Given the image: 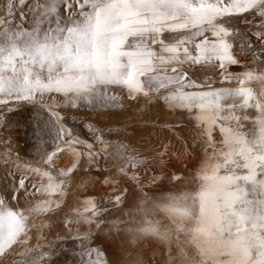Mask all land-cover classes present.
<instances>
[{
    "label": "snow or ice",
    "instance_id": "1",
    "mask_svg": "<svg viewBox=\"0 0 264 264\" xmlns=\"http://www.w3.org/2000/svg\"><path fill=\"white\" fill-rule=\"evenodd\" d=\"M21 103L51 150L4 140L0 264H264V0H0V127ZM173 156L193 187L152 195Z\"/></svg>",
    "mask_w": 264,
    "mask_h": 264
},
{
    "label": "rangeland",
    "instance_id": "2",
    "mask_svg": "<svg viewBox=\"0 0 264 264\" xmlns=\"http://www.w3.org/2000/svg\"><path fill=\"white\" fill-rule=\"evenodd\" d=\"M255 39V38H253ZM232 71H238L239 69L235 66L232 67ZM217 86H219V80L216 81ZM126 102V101H125ZM3 105H0V111H3ZM62 115L67 117V124L75 128V130L80 133L82 136L90 138L87 134V130L84 123H81L80 119H76L75 121L72 118V113L67 112L66 110H60ZM10 117V125H5L0 127V153L4 152V140H8L11 150L13 153H19L22 160H35L36 162H41L42 155L45 154L46 151H50L51 148L46 146L45 144L39 143L35 141L34 138V128H35V118L33 116V106L29 104L21 103L12 109L11 113H7ZM78 117H86L87 121L95 122L96 116L92 113L87 112V110L82 109L78 113ZM14 122V124H12ZM100 127L107 128L109 124H101ZM122 135V134H121ZM106 138L111 140H116L121 137H118L114 132H107ZM54 147V145H52ZM172 164L169 168V173L175 172L178 179L171 180L169 177H166L160 183V191L151 193L154 196H161L164 193L172 192L178 193L183 190H190L193 187L192 182V162L191 158H187L185 162L178 161L174 156L171 157ZM62 166L58 163V167ZM103 167V164H102ZM151 174V173H149ZM179 177H183L180 179ZM18 179V177H17ZM13 178L11 176H7L5 174V169L0 166V188H4L7 185L12 183ZM85 195L92 196H104L108 193V186L103 183H97L94 186H91L88 189L83 190ZM107 206V205H106ZM153 214V215H152ZM119 216V213L115 214ZM150 216H153L156 219H160L163 223L168 224L169 221L166 220L163 215L159 212H150ZM162 215V216H161ZM67 230L63 228L62 225H57L52 229V234L60 233L63 234ZM123 236H117L113 234L110 246L106 247V251L109 253V259H111V253L119 250V246L121 244V240ZM118 242V243H117ZM67 246H70L67 245ZM113 246V247H111ZM59 259L61 261H65L70 259V257L66 254H61ZM147 264H161L159 257L156 259H152L149 254L147 257Z\"/></svg>",
    "mask_w": 264,
    "mask_h": 264
},
{
    "label": "bare ground",
    "instance_id": "3",
    "mask_svg": "<svg viewBox=\"0 0 264 264\" xmlns=\"http://www.w3.org/2000/svg\"><path fill=\"white\" fill-rule=\"evenodd\" d=\"M153 215V214H152ZM162 216V215H161ZM118 243V242H117ZM111 247H113V246H111ZM159 261H161V259L159 260Z\"/></svg>",
    "mask_w": 264,
    "mask_h": 264
}]
</instances>
